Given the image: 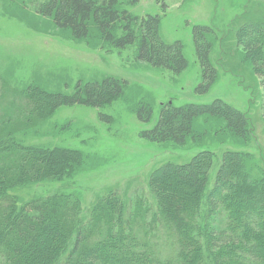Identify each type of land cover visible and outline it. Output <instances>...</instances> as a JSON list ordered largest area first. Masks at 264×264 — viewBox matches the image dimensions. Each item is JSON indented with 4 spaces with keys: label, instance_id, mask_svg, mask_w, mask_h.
<instances>
[{
    "label": "trees",
    "instance_id": "1",
    "mask_svg": "<svg viewBox=\"0 0 264 264\" xmlns=\"http://www.w3.org/2000/svg\"><path fill=\"white\" fill-rule=\"evenodd\" d=\"M123 5L120 0H45L37 13L76 40L95 32L109 48L135 47L143 64L174 75L185 72L189 63L184 47L163 40L160 17H136ZM246 27L240 29L246 58L264 80V24ZM192 31L202 70L195 93L204 96L219 76L211 60L214 45L205 40L212 30L197 25ZM29 88L13 91L16 106L0 109V264H264V175L252 179L245 170L246 156L239 152H225L216 172L208 151L189 163L166 165L151 180L153 203L137 192L126 206L120 194L111 192L91 209L87 221L78 192L29 202L18 199L16 193L24 186L59 182L74 175L81 163V154L71 149L26 146L21 140L25 129L43 123L62 106H109L125 87L109 79L77 87L73 95ZM4 90L0 81L1 107ZM36 92L48 104L33 100ZM136 116L149 123L153 112L140 105ZM203 116L222 119L224 130L233 136H249L246 115L218 99L166 105L154 128L141 135L152 143L184 147L196 139L193 125ZM169 172L185 185L182 195L160 179ZM43 236L46 241L38 246Z\"/></svg>",
    "mask_w": 264,
    "mask_h": 264
},
{
    "label": "rangeland",
    "instance_id": "2",
    "mask_svg": "<svg viewBox=\"0 0 264 264\" xmlns=\"http://www.w3.org/2000/svg\"><path fill=\"white\" fill-rule=\"evenodd\" d=\"M44 1L0 0V81L6 92L0 109L16 106L12 92L28 87L38 86L47 94L73 95L77 87L116 79L125 88L122 97L109 106H62L48 113L43 123L25 129L21 140L26 146L71 149L81 154V163L74 175L59 182L24 186L16 193L18 199L29 202L78 192L80 210H84L82 216L87 221L91 209L111 192L120 194L126 206L137 192L146 194L153 203L150 184L154 175L158 176L156 171L166 165L189 163L204 151L214 155V172L225 152H239L246 156L245 170L250 177L257 181L262 178L264 80L254 73L246 58L240 29L264 24V0H120L123 8L136 17L159 16L160 34L166 43H182L189 66L180 75L143 64L137 59L135 47L109 48L95 32L86 40L74 39L37 13V6ZM197 25L212 30L205 40L214 45L211 60L219 74L204 96L195 93L202 82L192 31ZM33 96L40 106L50 101L37 92ZM217 99L246 115L247 140L225 131L224 121L210 116L196 119V139L184 147L142 138L141 134L154 128L166 105H203ZM19 104L18 100L17 107ZM140 105L152 109L149 123L138 120ZM166 175L160 178L164 185L182 195L185 185L179 177L172 172ZM45 241L43 236L38 246Z\"/></svg>",
    "mask_w": 264,
    "mask_h": 264
}]
</instances>
